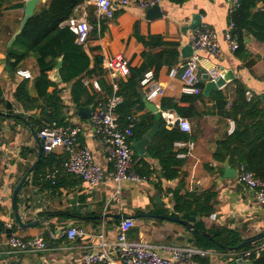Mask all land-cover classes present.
Wrapping results in <instances>:
<instances>
[{
    "label": "crops",
    "instance_id": "0c3cea01",
    "mask_svg": "<svg viewBox=\"0 0 264 264\" xmlns=\"http://www.w3.org/2000/svg\"><path fill=\"white\" fill-rule=\"evenodd\" d=\"M49 1L39 0L35 10ZM26 2L4 0L0 15V111L3 112L0 114V264H11V261H14L13 264H81L85 254L96 248L100 232L104 231L106 240L111 244L117 240L118 224L123 219L118 215H128L135 220V225L128 232L130 240L151 243L165 256L171 255L172 247L200 248L198 242L205 243L207 237H212L213 233L223 228L235 230L242 239L253 238L264 231V208L258 202L254 191L239 182L238 173L241 166L234 165L230 157L223 161L214 158L218 140L231 134L236 122L219 111L216 101L211 99L212 93L223 91L226 98L225 107L221 106L223 112L231 109L237 97L236 79L240 80L253 96H261L264 93V42L258 41L250 34L246 38V50L242 53L238 54L229 47L225 39V30L231 22L233 12L229 0H161L163 14L159 17H148L149 8L138 5L122 7L120 0H113L115 17L105 19L101 29H97L96 33L92 30L88 41L82 44L90 57V71L82 76V82L90 95L95 96L92 102L83 100L84 104L76 105L72 93L75 80L64 82L61 79L59 65L60 61L62 64L63 58L59 59L58 66L49 72V77L54 83L48 91H58L61 95L67 121L81 127L80 141L92 149L95 162L105 170V177L99 185L91 186L80 176L62 170L58 182L53 184L45 174L54 166L44 167L40 172H37V166L46 154H54L55 162L67 159L68 154L62 147H56L52 152L43 150L40 162L31 171L17 195L23 220L31 222L38 217L40 222L35 226L21 228L16 219L13 191L23 175L37 162L41 142L38 127L32 123L36 109L26 108L16 97L19 85L25 80L30 95H38L35 88V79L39 74L38 53H30L12 70L15 57L11 53L21 51L14 46V42L26 13ZM73 16L83 17L92 24L97 22L96 8L89 0L80 5ZM204 24L218 31L222 53L217 57L207 51L198 54L200 65L197 74L203 84L202 93L204 94L207 83L211 81L207 67H216L228 77L227 81L218 89H212L208 95L205 94V99H198L194 103L189 99L180 101L183 109H194L191 115L183 116L176 110L163 109L162 97H174L179 100L183 95L188 98L193 94L184 90L182 65L193 55L191 42L195 27ZM150 34H162L166 40L179 43L177 63L171 68L163 67L158 75L164 87L161 96L153 102L158 106L161 115L162 111H169L189 120V131H184L178 124H167L163 115L159 126L160 128L165 124L169 129L179 127L181 131L186 132L188 138L174 142L177 157L184 160V164L180 176L169 180L164 178L159 159L154 158L148 151V145L154 140L158 128L142 152H139L133 143L146 138V135L132 143L134 170L147 175L148 180H124L117 190L112 176L115 167L107 159L104 144L93 123L92 113L103 104L99 102L107 98V89L101 84L100 78L106 87L126 81L132 75V68L139 67L144 60L142 53L146 47L140 37ZM119 53L130 60L129 75L112 73L105 67L104 58ZM99 57L101 63L93 70ZM20 68L30 70L32 77L18 75L17 70ZM173 68L177 69L174 76L170 74ZM93 80H98L103 89L98 90L86 83ZM194 95L200 96V93ZM143 102L133 117L136 120L152 115V129L157 121L156 115L145 102L144 90ZM81 107H91V117H83ZM37 110L39 113L40 110ZM179 141H192L194 147L190 149L188 146H180L177 144ZM182 177L185 179V189L189 192L210 191L214 194L211 201L213 211L209 215H201L192 210H175L176 201L172 190L178 187ZM148 213L158 216H147ZM169 217L185 219L192 227ZM7 221L14 224L13 230L5 228ZM71 226L82 229L84 234L75 238L60 234ZM12 231L24 238L42 235L48 243L47 247L36 252L14 251L7 244ZM195 231L201 234V238H196ZM256 242H252V245ZM204 249H210L212 253L207 256L194 255L192 260L195 264H254V259L239 258L243 250L214 247ZM11 253L14 256H9Z\"/></svg>",
    "mask_w": 264,
    "mask_h": 264
},
{
    "label": "trees",
    "instance_id": "16d2710c",
    "mask_svg": "<svg viewBox=\"0 0 264 264\" xmlns=\"http://www.w3.org/2000/svg\"><path fill=\"white\" fill-rule=\"evenodd\" d=\"M87 0H50L41 4L38 10L27 20L22 32L18 34L14 46L21 51H12L15 61L12 70L24 61L32 52L38 53L37 65L39 74L35 79V88L38 95H30L27 83L23 81L16 91V97L26 108L36 109V114L32 118L34 126L38 127V132L42 127L57 122L61 125H72L67 121L65 115V105L58 91L50 93L49 87L54 83L50 77V70L54 69L59 59L63 58L61 64V79L64 82L74 81L73 98L76 105L84 104L83 100L95 99L90 95L87 87L84 86L82 78L90 71V57L84 45L78 43L77 35L71 31L66 20L71 17L75 10ZM184 2L186 0H175ZM4 0H0V15L3 11ZM231 21L235 22L232 29L233 35L239 42L236 50L242 53L246 50V38L253 35L258 41L264 42V0H240L239 6L232 12ZM95 33L97 28L93 30ZM146 49L142 53L143 63L132 68V75L119 83L118 93L124 96V101L118 105L116 113L119 117V124L126 127L129 116L134 115L143 105V90L140 85L146 71L154 69L155 77L163 67L171 68L178 60L179 51L177 41L166 40L162 34H150L140 37ZM101 63L99 57L94 63L93 70ZM83 76V77H82ZM101 84L107 89V98L99 103L106 102L113 94V86L106 87L102 78ZM161 82V81H160ZM237 97L230 110L223 112L221 106L225 107L226 98L222 90L212 93L211 99L216 101L219 111L226 116L233 118L236 122L234 131L218 140L214 152V158L223 161L230 157L231 162L236 166L245 165L258 177L264 179V100L259 96H253L250 100L246 96L247 88L238 79ZM102 87V89H103ZM200 96L190 95L188 98L183 95L179 100L174 97L164 96L161 99L163 109H173L183 116L193 114L194 109H183L180 101L189 99L192 103L198 99H205L203 94V84ZM2 89L0 86V103L2 102ZM89 96V98H88ZM96 104V103H95ZM39 109V113H37ZM152 115H146L134 120V126L129 135L130 142L143 138L153 125ZM188 138L186 132L179 127L169 129L162 124L154 136V140L148 145L149 153L158 158L162 167L165 179H174L180 176L184 160L177 157L174 147L176 140ZM54 154H46L37 166V172L47 166H61L63 161L55 162ZM58 163L57 165H54ZM185 179L182 177L178 187L172 190L176 201L175 210L177 212H188L189 210L201 215H209L213 211L211 201L214 194L210 191L201 193H191L185 189ZM201 234L195 231L196 238H201ZM247 241L239 250H245L252 246L249 239H242L235 230L223 228L213 233L212 237H207L205 243L198 242L201 247H214L217 249H229L240 242ZM264 264V257L254 259V264Z\"/></svg>",
    "mask_w": 264,
    "mask_h": 264
},
{
    "label": "built area",
    "instance_id": "2783aa9c",
    "mask_svg": "<svg viewBox=\"0 0 264 264\" xmlns=\"http://www.w3.org/2000/svg\"><path fill=\"white\" fill-rule=\"evenodd\" d=\"M28 1V0H25ZM232 3V11L240 4V0H229ZM95 8L97 15L96 24H92L83 17L71 16L66 20V25L71 31L77 35V41L85 44L92 30L101 29V24L105 19L113 18L116 15V9L113 0H89ZM161 0H120L122 7L138 5L148 9L156 4H160ZM235 22L231 21L225 30V39L232 50L239 48V42L233 35L232 29ZM193 55L187 59L182 65L184 90L188 93L199 94L202 91L201 77L197 74L199 67L198 54L201 51H207L214 56H219L222 49L219 42V34L216 29L208 25H200L195 27L192 35ZM105 67L112 73H119L126 76L131 73L130 60L123 54H115L112 57H105L103 60ZM176 68L170 72L172 76L176 73ZM211 80H217L222 77L221 71L216 67H207ZM17 74L23 77H32V72L28 69H18ZM94 88L101 90V84L98 80L86 81ZM140 85L144 90L145 97L149 101H155L163 92V84L155 77L153 69L145 72L141 79ZM119 84H113V94L104 102L96 111L92 113L93 123L96 127L97 135L100 136L104 144V150L109 162L115 169L112 172L114 181L119 190L122 181L130 180L133 182H144L148 180L145 174L137 173L134 170L133 147L129 140L131 129L134 126L135 117L129 116L130 122L126 127L119 124V117L116 109L119 104L124 101V96L118 93ZM247 98L253 97L251 91L246 92ZM167 124H178L184 131L191 129V124L186 117L179 116L169 111H162ZM81 127L78 125H61L57 122L48 124L41 128L39 137L43 143V150L52 152L56 147H62L68 154L67 159L62 163L61 167L46 171V177L53 184L58 182L61 171L75 174L84 179L91 186L99 185L104 181L105 170L95 162L92 149L80 141ZM180 146H188L190 149L194 147L192 141H179ZM239 182L243 183L249 189L253 190L261 207L264 208V179L258 177L252 170L245 165H241L238 173ZM135 225L132 217H125L118 224V237L112 244L106 240L104 231L100 232L98 244L94 250L85 254L81 264H195L192 260L194 255L207 256L212 253L210 249L196 247H172L171 255L165 256L159 253L157 247L151 243L130 240L128 232ZM6 229L13 230L14 224L10 221L4 224ZM62 236L67 234L70 238H75L84 234V231L76 226H71L67 230H62ZM7 244L14 251H30L36 252L47 247V241L42 236L33 238H24L17 232L12 231L8 238ZM264 257V239L254 243L250 248L241 251L240 259H258Z\"/></svg>",
    "mask_w": 264,
    "mask_h": 264
},
{
    "label": "water",
    "instance_id": "95a60500",
    "mask_svg": "<svg viewBox=\"0 0 264 264\" xmlns=\"http://www.w3.org/2000/svg\"><path fill=\"white\" fill-rule=\"evenodd\" d=\"M38 1L39 0H28L26 2V4H25L26 5V13H25V15H24V17L22 19L21 27H20L19 31L17 32V35L22 32L27 20L34 14L35 6H36ZM162 14H163V10H162V6L160 4H156V5H154V6H152V7H150L148 9V17H159V16H162ZM7 65L8 66L10 65V56L9 55L7 56ZM59 66H61V61H60V65ZM222 75L223 76L220 77L219 79L211 80V81H209L207 83V85H206V87L204 89V94L208 95L212 89H218L219 86H222L223 84L226 83L228 77L225 74H223V73H222ZM207 78H208V75H207ZM259 98L264 100V93L261 96H259ZM145 102L150 107V110L155 113L157 121L155 122L154 127L147 132L146 138H144L142 140H139V141H136V142L133 143V146L139 152H142L143 147L150 142V140L153 137L155 131L159 128L160 119H161V116H162L161 112L159 111L158 106L153 101H149L145 97ZM80 111L82 112V116L83 117H91V112H92V108L91 107H81ZM1 113H3V112L0 111V114ZM42 155H43V143L41 141V142H39V154H38L37 162H35L31 166V168L23 175V177L18 182V184L16 185V187L14 188V191H13V199H14V207H15L16 219H17L18 225L21 228H28L30 226H35V225H37L40 222V219L38 217H36L31 222H25L23 220V216H22V213H21V210L19 208L18 201H17V195H18L19 191L21 190V188L23 187V184L26 182V180H27L28 176L30 175L31 171L33 169H35L37 164L40 162ZM146 215L147 216H158V215L151 214V213H148ZM118 216H119V218L120 217L121 218L128 217V215H118ZM138 216L139 215H135V217H138ZM169 218H172V219H174L176 221H179V222L187 225L190 228L192 227V224L189 223L185 219H180V218H177V217H169ZM263 238H264V231H262L261 233H259L255 237L250 238L249 242L252 243V242L260 241ZM246 242H247L246 240L243 241V242H240L237 246L233 247L234 250L240 249ZM9 256H14V255H13V253H11ZM12 262H14V261H11V264H13ZM17 264H20V262H17Z\"/></svg>",
    "mask_w": 264,
    "mask_h": 264
}]
</instances>
